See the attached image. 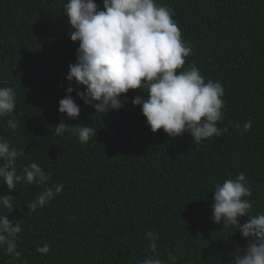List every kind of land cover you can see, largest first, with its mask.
<instances>
[{
  "label": "trees",
  "instance_id": "16d2710c",
  "mask_svg": "<svg viewBox=\"0 0 264 264\" xmlns=\"http://www.w3.org/2000/svg\"><path fill=\"white\" fill-rule=\"evenodd\" d=\"M65 2L0 0V87L17 96L14 112L0 118V137L23 153L18 172L34 162L51 172L49 183L64 186L33 213L27 204L43 186L20 183L9 193L0 180V196L15 200L10 214L2 207L0 214L22 228L20 258L0 248V264H140L153 255L147 231L159 234L162 259L172 253L177 264H230L246 241L235 226L213 222L214 186L244 173L250 215L264 212V0H157L173 9L192 47L185 66L195 64L206 81L225 89L218 127L229 131L199 145L187 133L175 139L163 129L153 133L131 102L147 98L139 90L122 95L124 107L107 114H96L74 90L79 118L59 113L78 48L70 40ZM96 3L102 9L103 0ZM8 119L18 124L14 131ZM61 120L93 127L96 138L82 144L76 135H55ZM249 120L251 130L240 135L235 124ZM44 243L51 251L42 256L36 249Z\"/></svg>",
  "mask_w": 264,
  "mask_h": 264
},
{
  "label": "clouds",
  "instance_id": "9594fccd",
  "mask_svg": "<svg viewBox=\"0 0 264 264\" xmlns=\"http://www.w3.org/2000/svg\"><path fill=\"white\" fill-rule=\"evenodd\" d=\"M63 15L68 17L70 40L78 43L76 61L69 65L66 95L59 101L58 111L69 119H78L80 106L73 98L93 107L95 113H108L124 107L121 96L130 90L144 95L132 99L146 118L153 133L163 129L170 138L187 133L195 145L213 137L227 134L229 127H218L224 120L225 89L220 82L207 81L195 64L187 67L186 58L194 55L191 45L182 39L175 13L157 0H103L102 9L96 0H67ZM75 82L76 89L71 85ZM83 87V91L79 90ZM17 96L11 87H0V118L12 114ZM232 122L229 121V125ZM7 126L13 131L18 124L11 119ZM55 135H76L82 144L96 138L97 130L86 125H67L61 120ZM240 135L252 128V122L235 124ZM23 153L0 137V180L9 193L17 184H38L43 191L27 204L28 212L47 206L63 192V184L52 180L51 172L37 163H30L17 171V159ZM212 219L228 228L235 226L246 241V247H237L230 264H264V212L251 214L252 204L246 197L252 195L250 182L244 173L228 178L214 186ZM15 200L11 194L0 196V207L10 214ZM247 217L240 224L238 218ZM22 231L17 220L0 214V248L12 260L21 256L17 241ZM145 238L153 255L140 264H177V256L169 253L162 259L157 253L159 234L147 231ZM36 251L47 255L48 243Z\"/></svg>",
  "mask_w": 264,
  "mask_h": 264
}]
</instances>
